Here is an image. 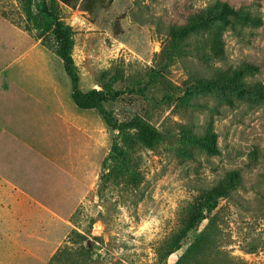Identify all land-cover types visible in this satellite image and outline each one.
Instances as JSON below:
<instances>
[{
    "label": "rangeland",
    "instance_id": "374dc122",
    "mask_svg": "<svg viewBox=\"0 0 264 264\" xmlns=\"http://www.w3.org/2000/svg\"><path fill=\"white\" fill-rule=\"evenodd\" d=\"M217 1L238 14L206 20ZM24 3L0 0V73L45 61L71 91L53 31L56 18L69 25L78 88L106 97L79 108L104 117L109 151L68 221L10 212L0 264H173L192 233L167 257L159 249L197 202L218 211L220 249L264 264V0H112L92 13L32 0V15ZM135 118L159 140L141 142ZM229 176L230 197L200 191Z\"/></svg>",
    "mask_w": 264,
    "mask_h": 264
},
{
    "label": "crops",
    "instance_id": "0c3cea01",
    "mask_svg": "<svg viewBox=\"0 0 264 264\" xmlns=\"http://www.w3.org/2000/svg\"><path fill=\"white\" fill-rule=\"evenodd\" d=\"M46 63L40 73L30 74L31 61L18 74L0 73V195L13 202L0 208V223L7 225L10 212L24 205L35 217L41 212L68 221L109 151L103 122L73 102Z\"/></svg>",
    "mask_w": 264,
    "mask_h": 264
},
{
    "label": "trees",
    "instance_id": "16d2710c",
    "mask_svg": "<svg viewBox=\"0 0 264 264\" xmlns=\"http://www.w3.org/2000/svg\"><path fill=\"white\" fill-rule=\"evenodd\" d=\"M56 1L71 7L75 6V3L79 1V7L89 13H92L98 7L108 6L112 2V0ZM217 2V5H219L217 8L218 10L213 12L207 11L205 14L206 20L210 18H224L228 13L235 15L238 14L237 10L233 9V7L227 2ZM31 3L32 0H25L24 7L27 15H32ZM255 20L258 21V23L260 22L259 18H252L251 21ZM53 31L58 43L56 53L63 60L64 69L71 80V98L73 102L80 108H95L98 101L105 100L106 97L99 89L96 88L88 92H83L78 88V74L71 55L72 40L70 26L64 24L61 20L56 18L54 21ZM256 89L263 93L260 87ZM102 119L106 126L109 127L103 116ZM133 123H135L139 131L137 137L141 142L150 145L159 140V132L150 123H147L140 118L138 120L135 118L132 121V124ZM230 176L225 177L215 185L200 191L202 193L204 192V196L214 195L218 197V199L222 197H230L231 190L237 185V180L233 182V178ZM203 203L204 202H197L196 204L190 205V214L187 221L175 232H173L161 245L159 249V256L167 257L169 254L179 249L182 246L183 241L188 238L190 233H192V240L173 264H247L238 258L233 261L231 259L232 257L228 256V253L225 250L219 248V236L222 234V231L216 221L218 211L213 213L215 209L213 206L203 208ZM203 219H207V222L201 225ZM209 255H214V257L206 263V258Z\"/></svg>",
    "mask_w": 264,
    "mask_h": 264
}]
</instances>
